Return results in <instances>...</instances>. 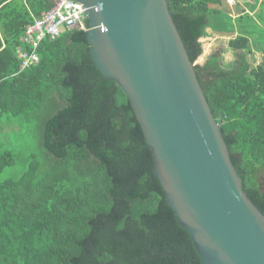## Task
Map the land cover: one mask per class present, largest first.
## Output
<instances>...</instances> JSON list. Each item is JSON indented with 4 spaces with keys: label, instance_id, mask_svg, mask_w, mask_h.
<instances>
[{
    "label": "trees",
    "instance_id": "1",
    "mask_svg": "<svg viewBox=\"0 0 264 264\" xmlns=\"http://www.w3.org/2000/svg\"><path fill=\"white\" fill-rule=\"evenodd\" d=\"M167 1L192 63L207 54L195 65L199 82L243 189L264 214V28L253 66L250 39L242 30L234 36L227 0ZM52 7L0 0V118L50 110L41 127L46 163L32 156L20 178H0V264H201L166 201L130 100L96 67L87 33L44 40L39 63L21 71L25 29ZM244 13L236 20L253 33ZM210 33L238 53L231 67L225 51L204 49ZM13 162L9 150L0 153V176Z\"/></svg>",
    "mask_w": 264,
    "mask_h": 264
},
{
    "label": "water",
    "instance_id": "2",
    "mask_svg": "<svg viewBox=\"0 0 264 264\" xmlns=\"http://www.w3.org/2000/svg\"><path fill=\"white\" fill-rule=\"evenodd\" d=\"M75 1L92 60L130 100L201 264H264V214L243 189L168 1Z\"/></svg>",
    "mask_w": 264,
    "mask_h": 264
},
{
    "label": "rangeland",
    "instance_id": "3",
    "mask_svg": "<svg viewBox=\"0 0 264 264\" xmlns=\"http://www.w3.org/2000/svg\"><path fill=\"white\" fill-rule=\"evenodd\" d=\"M257 1L258 0H236V4H229L227 0L229 12L233 17L234 36L239 35L242 30L250 39L252 54L248 56V59L253 66L261 61V54L258 52L259 37L256 31L257 29L264 28V23L261 20L262 18L264 21V3L262 6L260 4L263 0H259L255 12H252L250 9V6L256 4ZM244 9L249 10L251 21L256 25V28H251L253 29V33L248 31L250 27L240 28L236 20L238 16H241L238 14L245 15ZM259 10L261 16L259 15ZM211 36L212 34L210 33V37L203 40L204 49L208 51V53L213 51V49H215V52L225 51L224 66L226 68L231 67L238 53L235 54L230 49H227L228 38H219L217 36L211 38ZM206 55L207 54L204 53L195 65L202 64ZM49 111L48 108L36 111L31 113L28 119H23L22 117L11 119L8 117L0 118V153L4 150H9L13 154L14 160L13 165L4 169L1 173V180L20 178L28 170L32 156H36L41 163H46L47 158L41 144V127L42 118L46 113L49 114Z\"/></svg>",
    "mask_w": 264,
    "mask_h": 264
},
{
    "label": "built area",
    "instance_id": "4",
    "mask_svg": "<svg viewBox=\"0 0 264 264\" xmlns=\"http://www.w3.org/2000/svg\"><path fill=\"white\" fill-rule=\"evenodd\" d=\"M53 7L28 25L22 37L24 49L19 48L20 69L24 71L39 63V47L44 40L55 41L67 31L87 32L86 13L75 0H52ZM236 4V0H228Z\"/></svg>",
    "mask_w": 264,
    "mask_h": 264
}]
</instances>
